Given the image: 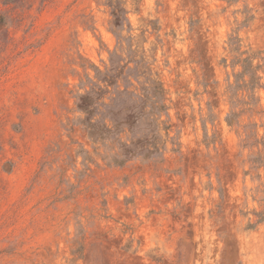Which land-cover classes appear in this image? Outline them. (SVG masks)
Wrapping results in <instances>:
<instances>
[{
    "label": "rangeland",
    "instance_id": "rangeland-1",
    "mask_svg": "<svg viewBox=\"0 0 264 264\" xmlns=\"http://www.w3.org/2000/svg\"><path fill=\"white\" fill-rule=\"evenodd\" d=\"M153 81L161 151L115 165L77 98ZM0 264H264V0H0Z\"/></svg>",
    "mask_w": 264,
    "mask_h": 264
},
{
    "label": "trees",
    "instance_id": "trees-1",
    "mask_svg": "<svg viewBox=\"0 0 264 264\" xmlns=\"http://www.w3.org/2000/svg\"><path fill=\"white\" fill-rule=\"evenodd\" d=\"M109 7L112 9L111 16L113 18V25L118 28L122 16L125 19L124 8L119 4L115 6L109 5ZM117 56L116 52L110 56L108 73L114 70L113 57ZM243 62V70L237 77L239 79L243 78L248 73L250 76L248 85L253 86L255 81L252 71H250L251 63L248 59H245ZM106 77H108L107 74ZM102 81L106 82V79H102ZM153 83L154 85L149 89H143V93L118 94L117 97L119 99H115L114 107L105 103L100 93H85L79 95L77 98L76 107L84 113V124L87 126V133L93 141L110 139L113 135L122 133V127L129 133V140L127 142L119 141L118 153L111 156L115 165L120 166L130 158L137 156L150 158L153 155L159 154L161 151V135L158 129L157 117L165 111V105L160 86L156 85L154 81ZM147 103H149L148 110H146ZM98 108L102 111L100 115L101 120L93 121L89 117ZM234 116L235 114L232 112L226 118L228 125H231L232 117Z\"/></svg>",
    "mask_w": 264,
    "mask_h": 264
}]
</instances>
